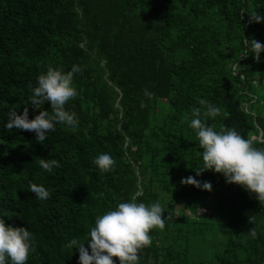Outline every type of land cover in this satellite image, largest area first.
<instances>
[{
	"label": "trees",
	"instance_id": "obj_1",
	"mask_svg": "<svg viewBox=\"0 0 264 264\" xmlns=\"http://www.w3.org/2000/svg\"><path fill=\"white\" fill-rule=\"evenodd\" d=\"M254 11L264 16V0H0V217L34 234L27 264H77L65 245L86 243L97 216L133 198L159 202L169 218L151 230L140 264H264V201L222 174L196 176L202 149L183 120L210 101L227 116L209 126L264 148V52L254 60L250 44H264V21L250 22ZM73 65L76 132L57 125L40 144L5 129L12 111L51 114L47 103L32 108L28 86L49 67ZM100 153L113 171L93 164ZM38 158L59 167L48 174ZM189 176L211 191L180 183ZM32 183L50 198L35 199Z\"/></svg>",
	"mask_w": 264,
	"mask_h": 264
},
{
	"label": "clouds",
	"instance_id": "obj_2",
	"mask_svg": "<svg viewBox=\"0 0 264 264\" xmlns=\"http://www.w3.org/2000/svg\"><path fill=\"white\" fill-rule=\"evenodd\" d=\"M249 16L250 22L264 21V16L258 15L255 11ZM244 43L247 45L249 40L244 39ZM250 44L254 60L260 61L264 44L256 40H251ZM240 68L237 62L234 63L233 75H237ZM79 70L77 65H73L67 72L49 67L46 72L41 73L37 77L36 86L34 88L28 86L32 93L28 100L34 109L41 104H49L51 114L47 110H41L30 120L28 108L19 114L12 111L9 113L5 129L15 128L17 131L33 132L40 144H43L50 132L56 131L57 125L63 126L69 132H76L79 120L67 108L79 96L73 83L74 74ZM143 94L149 100L154 97V93L147 88ZM198 103L201 107L193 109L190 115L185 114L183 117L195 131L202 149L199 153L202 164L198 167L196 176L207 170L222 174L228 184L238 185L254 195L259 202L264 201V148L255 147L252 139L244 138L234 128L214 130L206 121L222 114L227 116V113L210 101L200 99ZM141 107H144L143 102ZM38 161L40 168L48 174L59 167L56 160L38 158ZM93 164L102 173H109L115 168V160L108 153L98 154ZM180 183L211 191L210 183L201 184V181L193 176L182 179ZM29 192L42 202L51 196L50 191L42 184H29ZM163 212L165 209L159 202L145 204L136 202L135 198L121 202L115 210H108L96 217L94 226L90 227L87 233L86 243L74 237L65 247L78 251L77 264H115L113 258H116L118 264H140L143 250L152 244L151 230L165 229L169 218L162 217ZM248 234L252 238L257 236L254 229ZM34 242V234L27 228L8 226L5 219L0 217V264H27L30 253L35 251Z\"/></svg>",
	"mask_w": 264,
	"mask_h": 264
},
{
	"label": "water",
	"instance_id": "obj_3",
	"mask_svg": "<svg viewBox=\"0 0 264 264\" xmlns=\"http://www.w3.org/2000/svg\"><path fill=\"white\" fill-rule=\"evenodd\" d=\"M261 135H262V133H261V132H259V138L261 137Z\"/></svg>",
	"mask_w": 264,
	"mask_h": 264
}]
</instances>
